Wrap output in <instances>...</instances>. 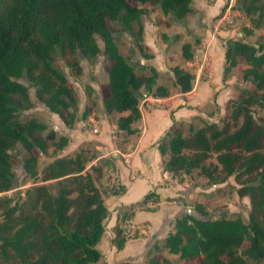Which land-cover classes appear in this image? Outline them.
I'll return each mask as SVG.
<instances>
[{
	"label": "trees",
	"instance_id": "1",
	"mask_svg": "<svg viewBox=\"0 0 264 264\" xmlns=\"http://www.w3.org/2000/svg\"><path fill=\"white\" fill-rule=\"evenodd\" d=\"M135 2L133 4L132 2ZM262 0H237L249 17H263ZM146 4L159 6L162 13L176 21L192 12V0H0V194L13 189L16 181L10 151L21 145L29 154L23 167L29 178L39 179L35 151L48 155L63 151L69 138L48 131L36 117H21L33 107L29 89L37 100L68 127L78 120L79 99L65 74L55 66L57 58L78 76L80 60L90 63L102 55L108 83L103 104L108 114H124L117 119V136L128 137L136 130L132 125L141 119L143 89L149 96L166 98L170 91L156 87L158 72L147 67L139 74L124 57L111 22H119L124 32L134 33L133 24L143 31ZM252 22L257 26V20ZM137 34V35H140ZM252 30H244L245 37ZM98 39L103 43L101 49ZM185 44L182 57L192 60L194 46ZM224 79H228L241 62L247 65L242 79L254 90L242 89L229 104L230 114L219 123L208 122L185 135L184 124L175 123L170 138L160 142L168 159L165 170L173 175H191L195 171L221 184L234 176L242 185L240 197H249L251 210L246 222L242 216L219 219L208 216L201 204L195 210L205 218L186 214L177 219L174 231L165 240L170 254L187 262L200 264H261L264 262V121L259 122L252 108L264 109V43L254 45L243 39H230L225 50ZM175 85L182 93L193 88L194 75L180 67L172 69ZM24 82L29 85H25ZM89 113L86 110L82 121ZM215 158L217 164L208 163ZM87 151L71 158H59L43 171L42 185L26 194L23 206L11 205L0 197L3 222L0 223V264H100L97 249L109 211L104 195H116L123 188L101 191L97 179L101 171L87 170ZM57 183V192L48 185ZM149 195L147 198H149ZM146 201V200H145ZM142 204L132 207L141 209ZM118 230L114 241L122 249L126 238ZM130 264V263H123ZM150 264H170L151 259Z\"/></svg>",
	"mask_w": 264,
	"mask_h": 264
},
{
	"label": "crops",
	"instance_id": "2",
	"mask_svg": "<svg viewBox=\"0 0 264 264\" xmlns=\"http://www.w3.org/2000/svg\"><path fill=\"white\" fill-rule=\"evenodd\" d=\"M233 2L192 0V12L182 21H167L166 15L161 16L162 20L155 21L152 15V26L149 23L145 27L150 26L152 35L144 30V44L151 50V61L137 66L154 68L159 74L156 87H167L170 95L155 98L141 90V99L148 100L149 107L143 112L140 110L141 119L132 125L136 130L134 135L126 138L116 135L117 119L127 113L108 114L103 104L104 97L94 100L97 105L95 111L73 129L53 114L58 117L56 125L60 137L69 138L67 150L78 152L81 148L88 153L86 147L92 145L97 151L93 153L96 157L92 156L91 162L88 158L87 170L95 167L101 171L97 179L98 188L104 192L114 187L123 188L119 194H106L103 197L109 215L105 221L104 235L97 246L103 256L100 264L143 263L156 259L157 251L164 248L165 240L173 233L176 220L190 214L189 192L179 180L180 175L165 170L168 157L162 154L160 142L171 137L170 129L175 123L193 129L185 130V135H188L208 123L207 119L214 121L215 115L218 122L224 120L228 104L236 99L232 73L228 79H224L225 50L227 41L243 39L244 31L236 32L234 26L217 32L212 22ZM235 2L237 5V0ZM237 10L234 9L232 14L246 17L242 10L239 13ZM244 21H248L247 17ZM185 44H196L190 61L182 57ZM174 67H189L186 70L195 77L190 92L182 93L175 85ZM107 83L105 73V85ZM91 87L97 92L96 86L91 84ZM142 203L141 209L132 212L133 206ZM128 223L136 229L129 238L124 236ZM118 230H122L127 239L122 249H118L114 243ZM163 255L167 260L177 257L166 249Z\"/></svg>",
	"mask_w": 264,
	"mask_h": 264
},
{
	"label": "rangeland",
	"instance_id": "3",
	"mask_svg": "<svg viewBox=\"0 0 264 264\" xmlns=\"http://www.w3.org/2000/svg\"><path fill=\"white\" fill-rule=\"evenodd\" d=\"M227 1V0H226ZM233 5L227 7V10H224V12L220 13L230 14V18L232 21V24L230 27L235 26L236 32L239 30H252V34L250 36L244 37L245 42L259 45L264 43V13L263 17L259 18V15H256L255 17H249L246 16L238 5H236L235 0H233ZM135 4V2H132ZM264 4V0L259 2L258 5ZM145 10L147 11V15H145L142 18V27L143 31L140 34V27L137 23L133 24V31L134 33H127L124 32L122 29V26L119 22H111L110 27L112 30H114V36L116 37L119 47L121 49L122 54L130 61V63L134 64L137 68V71L139 74H148V70L145 69L143 66H137L140 65V63L145 62L146 64L150 63L151 50L150 48L146 47L144 44V30H147V34L150 33L149 28L152 26V15L155 21H160L162 15L161 10L159 6H152L151 4H146L143 6ZM238 9L237 12L240 10L242 14H244L247 17V22H245L246 17H237L232 14V11L234 9ZM235 12V11H234ZM239 13V12H238ZM167 17V21L171 20L173 21V18L170 16H164ZM218 16L214 17L212 19L213 25ZM257 20V26L254 25L252 20ZM150 23V26L145 29L146 25ZM212 25V26H213ZM247 25V26H246ZM152 30V29H151ZM215 30V29H214ZM140 34V35H137ZM152 35V32L150 33ZM149 35V34H148ZM174 38V37H173ZM152 40V36L150 38ZM241 39V38H240ZM98 43L103 49V43L98 39ZM149 44L152 45V43L149 41ZM138 62V63H136ZM67 60L63 58H57L55 62V66L58 67L67 77L69 82L72 84L74 89L77 92L79 104H78V120L73 128H75L82 119L80 118L81 115L87 110L89 113V116L92 115V112L95 111V108L97 105L94 103V100L100 99L105 96L106 90H105V67L108 64V62L105 60V58L100 55L94 62L90 63L84 59L80 60V65L82 66V73L78 76H75L69 68L66 66ZM142 67V69H141ZM189 69V67H186V69ZM247 68V65L244 62H241L233 71H232V77L234 80V88L236 91V99L240 95V91L242 89H249L254 90V86L251 83L244 82L242 79V73L243 70ZM173 69V68H172ZM184 69V70H186ZM193 70L192 68H190ZM195 70V69H194ZM187 71V70H186ZM173 73V72H172ZM106 76L107 73H106ZM25 85H29L28 83L24 82ZM96 86L97 92H95L92 87ZM30 98L33 102V107L30 108L27 111L22 112L21 117H29L33 116L36 117L40 122L45 123L48 126V131L45 133L47 136L50 131L55 132L56 134V140L60 138V135L58 133V127L56 125V121L58 117H55L43 104H41L36 96H35V90L29 89ZM96 96V97H95ZM95 97V98H94ZM230 104H228L226 116L230 114L229 109ZM254 117L259 121H264V109L254 106L252 108ZM226 116L224 118H226ZM99 118V115L97 116ZM206 118V117H205ZM214 121L212 119H207V122H215L219 123L218 119L216 118V115L214 116ZM59 120V118H58ZM72 128V129H73ZM71 147V146H70ZM85 148V146L83 147ZM86 149H88L87 157L89 158V161H92L93 153H96L97 151L95 148L91 146H87ZM81 150V148H80ZM79 151V150H78ZM77 152V151H76ZM68 149L67 147L63 151L54 152V149L51 148L49 150L48 155L42 154L40 151H35V155L38 157V172H39V179L33 180L29 178L27 173L24 170L23 163L26 159L29 158V154L25 149L22 148L21 145H17L14 149L10 151L11 154V160L13 163V172L16 177L15 185L12 190L0 194V197H5L10 200L11 205L18 204L19 206H23L26 198V194L29 190H31L35 185H42L44 183L41 182V178L43 177V171L44 169L51 163H53L56 159L59 158H71L75 156V153ZM93 156V158H95ZM168 159V158H167ZM215 163L217 164L215 158H212L208 161V163ZM99 168V167H98ZM90 169V168H89ZM181 179V183L186 185V189L189 192L190 198H189V212L190 214L198 217V218H205L202 215H200L195 210L196 204H201L208 216L206 218L211 219H219L223 216L229 217L231 219H234L237 216H242V218L247 222L249 219V214L251 210V204H250V198L249 197H240L238 195V191L241 188L240 182L236 180L234 176L230 177L226 182L221 184H211L209 179L202 176L200 174V171H195L191 175L186 174H180L179 180ZM52 190L56 191L58 190L57 183L50 182L48 184ZM183 217V216H182ZM3 210H0V223L3 222ZM125 227V237L129 238L134 235L136 232V229H130ZM158 254L154 257L160 262L165 260V249L163 247L160 248L159 251H157ZM167 260V259H166ZM170 262V264H200L199 261L195 262H187L184 260L179 259V257H174L172 260H167ZM131 264H150V260H145L143 263H137L134 261L130 262ZM261 264H264L261 263Z\"/></svg>",
	"mask_w": 264,
	"mask_h": 264
},
{
	"label": "built area",
	"instance_id": "4",
	"mask_svg": "<svg viewBox=\"0 0 264 264\" xmlns=\"http://www.w3.org/2000/svg\"><path fill=\"white\" fill-rule=\"evenodd\" d=\"M231 24H232V21L230 18V14L227 12H226V14L224 13V14L218 16L214 22L215 30L217 32H220L222 30H226L228 27L231 26ZM148 107H149L148 100H146V99L142 100L140 103V110L142 111L145 108L147 109ZM142 112H141V114H142ZM128 228L135 230V228L132 227L130 223H128V225H127V229Z\"/></svg>",
	"mask_w": 264,
	"mask_h": 264
}]
</instances>
